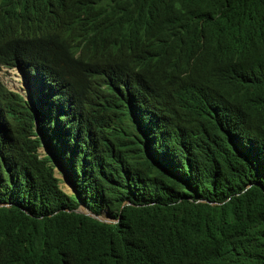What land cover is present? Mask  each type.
Listing matches in <instances>:
<instances>
[{
	"label": "trees",
	"instance_id": "1",
	"mask_svg": "<svg viewBox=\"0 0 264 264\" xmlns=\"http://www.w3.org/2000/svg\"><path fill=\"white\" fill-rule=\"evenodd\" d=\"M94 8L121 60L86 70L35 41L45 14L0 17L29 96L0 78V264H264V0ZM201 40L218 68L181 57Z\"/></svg>",
	"mask_w": 264,
	"mask_h": 264
},
{
	"label": "clouds",
	"instance_id": "2",
	"mask_svg": "<svg viewBox=\"0 0 264 264\" xmlns=\"http://www.w3.org/2000/svg\"><path fill=\"white\" fill-rule=\"evenodd\" d=\"M96 1L97 0H0V17L8 18L16 14L28 16L45 14L46 16L44 18L43 24L36 33L35 41H42L52 45L57 50L70 57L83 70H86L93 64V54L92 52L84 49L83 47L85 46H100L105 52L121 60L114 49V31L111 28V24L107 22L105 16L100 15L98 17L89 18V16L97 14L99 12L94 8V3ZM134 1L136 5L143 6L150 14V16H152L153 4L156 1L167 3L170 0ZM133 19L134 23L139 20L135 13L133 14ZM121 25L124 29H129L130 34L128 40L133 45H135L137 39L135 37L132 38L130 27L123 23H121ZM132 33H134L133 28ZM163 39L167 44L178 43V37L173 33L164 34ZM209 46L210 45L207 42L201 40L199 44H196L192 47H181V57H201L203 59L209 60ZM209 61L214 66H216L213 61ZM127 69L128 67H123V79L125 81H132L125 72V70ZM11 70H14L20 77V79L18 78L20 81L18 88H10L2 80L1 73L5 72L9 74ZM0 78L9 91L16 92L22 95L24 97V100L29 102L26 78L22 69H20L19 67L2 66L0 68ZM48 104H50V102H48ZM57 170L58 169H56V175L58 178L62 179L61 183H63V181L64 183H67V186L70 188L71 193H75L73 187L66 180L62 172L58 173ZM79 209H82L84 211L81 213H85V211L90 212V210L85 208L83 204H81ZM98 217H102L105 219L101 221H108L107 217L103 214L98 215Z\"/></svg>",
	"mask_w": 264,
	"mask_h": 264
},
{
	"label": "rangeland",
	"instance_id": "3",
	"mask_svg": "<svg viewBox=\"0 0 264 264\" xmlns=\"http://www.w3.org/2000/svg\"><path fill=\"white\" fill-rule=\"evenodd\" d=\"M1 75H2V80L5 82V84L8 87H10V88H15V87L18 88L19 87V83H20L19 79H20V77L14 70H11L9 72V74H7L5 72H2ZM13 82H15L17 85L15 83H13ZM59 177H61V176H59ZM61 187L63 188V190L65 192L71 193L70 188L67 186V183H64V181H63V183H61Z\"/></svg>",
	"mask_w": 264,
	"mask_h": 264
},
{
	"label": "water",
	"instance_id": "4",
	"mask_svg": "<svg viewBox=\"0 0 264 264\" xmlns=\"http://www.w3.org/2000/svg\"><path fill=\"white\" fill-rule=\"evenodd\" d=\"M77 212H84V211H83L82 209H78ZM85 213H87V214H89V215H91V216L97 217V218H99L100 220H105L104 218H102V217H98V216H95L94 214H92V213H90V212H88V211H85Z\"/></svg>",
	"mask_w": 264,
	"mask_h": 264
}]
</instances>
